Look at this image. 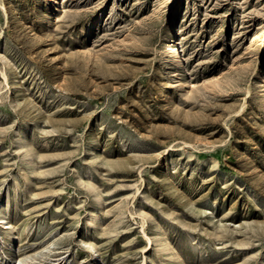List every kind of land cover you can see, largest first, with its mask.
Masks as SVG:
<instances>
[{
    "label": "rangeland",
    "instance_id": "1",
    "mask_svg": "<svg viewBox=\"0 0 264 264\" xmlns=\"http://www.w3.org/2000/svg\"><path fill=\"white\" fill-rule=\"evenodd\" d=\"M263 78L264 0H0V264H264Z\"/></svg>",
    "mask_w": 264,
    "mask_h": 264
},
{
    "label": "bare ground",
    "instance_id": "2",
    "mask_svg": "<svg viewBox=\"0 0 264 264\" xmlns=\"http://www.w3.org/2000/svg\"><path fill=\"white\" fill-rule=\"evenodd\" d=\"M57 5L61 6L62 5V0H57ZM171 29L173 30V32H175V28L172 27ZM174 57H175L176 60H179V62H180L181 65H183L182 56H181V54H180V52L178 50L175 51V56ZM4 78L7 81V77H6L5 74H4ZM186 86H187V89L192 87L191 84H190V82H187ZM14 89H15V87H14ZM162 97L166 99V100L164 99L165 101H167L168 95L166 93L165 94H162ZM90 144H91V147L93 149L95 147L96 141L95 140H92ZM92 149H91V151H92ZM101 205H102V199H101V197L97 196L96 199H95V202H94L93 206L91 207L92 210L90 211V218L93 221V223L91 224L92 230L95 229V221L97 220V217H98V209H99V207ZM0 223L3 226H7L8 225L4 221L3 218H0ZM85 245L93 253V259L97 261V263H94V264H100V261H99V258H98V251H97L94 243L93 242H85Z\"/></svg>",
    "mask_w": 264,
    "mask_h": 264
}]
</instances>
